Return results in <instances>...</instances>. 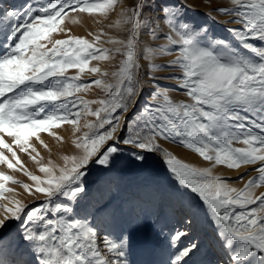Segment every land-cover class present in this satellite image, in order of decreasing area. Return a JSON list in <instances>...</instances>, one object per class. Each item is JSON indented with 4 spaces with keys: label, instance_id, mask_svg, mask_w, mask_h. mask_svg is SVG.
Here are the masks:
<instances>
[{
    "label": "snow or ice",
    "instance_id": "snow-or-ice-1",
    "mask_svg": "<svg viewBox=\"0 0 264 264\" xmlns=\"http://www.w3.org/2000/svg\"><path fill=\"white\" fill-rule=\"evenodd\" d=\"M116 3L117 0H44L38 7L28 4L22 9L0 10V133L12 138L9 144L0 136V148L15 160L13 163L0 152V164L24 171L34 186L22 184L23 189L30 195L46 197L45 202L27 209L20 200L5 195L14 192L7 184L19 181L0 172V200H8V204H0L4 213L0 227L10 218L19 220L24 239L34 246L37 264H126L122 259L126 257V240L118 243L105 239L111 258L105 256L95 230L86 221L73 218L72 203L83 191L78 183L84 175L82 169L94 156H98L97 163L107 164L109 157L119 151L115 144L104 146L117 139L121 127L120 116L114 114L128 112L133 98L139 96L134 70L139 67L137 36L146 4L140 0L121 13L123 19L117 24H130V34L127 40L107 41L119 47H98L103 32L94 35L92 41L76 36L51 39L52 33L67 31L61 25L70 11L106 15ZM231 4L233 7L215 10L233 17L232 22L240 25L229 29L238 46L218 39L202 44L203 30L180 23L176 11L161 9L169 27L164 38L168 45L179 47V54L167 65L150 67L177 69L180 75L175 78L189 100L174 102L166 90H153L151 99L155 103L146 104L137 113L134 123L138 130L123 143L152 152L163 151L157 139L172 140L210 162L212 168L238 170L245 165H259L254 169L257 175L237 189L226 178L214 175L212 168H197L164 153L179 183L210 209L229 252L230 264H264V193L257 196L253 191L264 185V0H231ZM151 35L158 38L156 29ZM160 51L170 52L171 48L161 46ZM112 53H121L124 59L118 71L112 73L115 83L109 84L102 79L108 73L89 65L92 60H109ZM145 59H149L147 54ZM69 69H77V75L67 76ZM85 71L102 78L82 83L80 74ZM93 84L104 88V99L85 101L76 96ZM91 104L100 107L93 110ZM81 105L84 115L96 117L95 122L85 124L90 132L74 141L82 154L64 156L65 166L59 168V175L51 161L39 167L44 178L28 172L13 145L27 153L32 147L31 137L39 140L40 132L55 136L50 130L63 123L80 131L81 112L76 109ZM237 143L245 147H235ZM37 156L39 153L31 158L39 164ZM61 196L68 203L57 202ZM185 235L175 233L173 243ZM194 248L191 245L177 251L172 264H184Z\"/></svg>",
    "mask_w": 264,
    "mask_h": 264
},
{
    "label": "rangeland",
    "instance_id": "rangeland-1",
    "mask_svg": "<svg viewBox=\"0 0 264 264\" xmlns=\"http://www.w3.org/2000/svg\"><path fill=\"white\" fill-rule=\"evenodd\" d=\"M139 2L140 0H117L114 8L106 15L85 13L88 16L86 21L87 30L83 33L77 31L81 25L79 17L76 16L79 11H70L61 25L67 31L52 33L51 39H67L69 36H76L92 41L94 35L103 32L104 35L101 36V40L97 45L98 47L109 49L119 47V45L111 44L107 41L109 38L127 40L130 34L128 30L131 25L124 23L118 25L117 22L122 21L121 13L123 11L135 7ZM42 3H44V0H0V10L22 9V7L28 4L38 7ZM144 3L146 7L142 13L141 27L138 32V43L136 46V60L139 67L134 70L139 96L133 98L128 112L114 114L120 116L121 127L116 133L117 139L115 141H108L104 147L106 148L109 145L115 144L119 151L109 157L107 164L97 163L98 156H94L88 165L82 169L84 175L78 183L83 188V191L77 195L76 201L72 203L74 209L73 218L86 221L95 230L98 245L104 242L105 239L118 243L126 240V257L122 258L126 261V264H172L176 252L191 245H195V248L190 253V256L186 257L184 264H222V257L226 258V254L229 257V252L223 246V241L218 234L217 227H207L198 221H194L193 225L188 226L190 223H186V225L182 220L174 218L173 205H176L177 201H179V194L188 192L186 191L187 187L182 186L175 174L170 170L164 153H171L182 162L190 164L175 151V149H179L195 155L210 168H212V164L203 160L194 151L172 140L157 139L156 143L163 151L148 152L133 145L124 144L123 139L138 130L134 123L137 113L146 104L155 103L151 99L153 90L157 88L166 90L174 102H188L189 100L184 95V90L179 87L180 80L175 78L180 75L177 69L164 68L155 70L150 67L152 64L167 65L179 54V47L168 45L167 40L164 38L163 34L169 31V27L167 20L163 18L165 14L161 11L162 8L166 7L171 11L178 12L180 23H187L199 30H203L201 31L202 44H207L213 39H218L238 46L229 29H238L240 25L232 22L233 17L215 10L218 7H233L231 0H214V4L210 0H144ZM69 15L73 16L74 24L68 22L67 17ZM2 27L3 25H0V28ZM152 29H156L158 38L154 39L152 37ZM0 35V41H2L3 36L2 34ZM42 43L51 47V44H48L47 41H42ZM161 46H167L171 48V51H160ZM148 49H151V52H148ZM0 53H3L2 47H0ZM146 54L149 56V59H145ZM122 59L124 57L121 53H112L109 60H92L89 65L90 67L98 66L101 72H106L108 75L102 78L99 74L85 71L80 74V82L88 84L95 79L102 78L105 83H115L112 73L118 71ZM66 75L69 77L76 76L77 69H69ZM106 95L107 93L104 88L94 84L87 90H81L76 93V96L85 101H98L104 99ZM90 107L95 110L100 105L91 104ZM76 111L81 112L79 120L80 131L75 132L72 125L63 123L60 127H54L50 130L56 134L55 136L50 135L48 132H40L38 133L39 140L36 137H31L29 143L32 147L29 148L27 153L21 152L19 148L13 145V149L28 172L44 178L45 174L39 171V167L40 165H48L51 161V164L56 166V175H59V168L65 166L64 156H78L82 154L81 150L75 147L74 141L77 137H82L85 132H90L85 127V124L90 121L95 122L96 117L84 115L82 105ZM108 127L106 125L105 129ZM105 129H98V131L103 132ZM0 136H3L5 142L12 143V138L6 134L0 133ZM57 136L63 137V139L59 140L56 138ZM64 143L69 144L67 151H62ZM234 146L245 147L241 143H237ZM32 148H35L34 152ZM103 151L104 149L102 148L101 152ZM0 152H3L15 163L11 153L6 149L0 148ZM37 153H39V156H37L39 164L31 158V156H36ZM138 156H142L144 159H137ZM258 166L245 165L238 170L228 169L225 166H216L212 168V171L214 175L226 178L232 187L241 189L251 177L257 175L254 169ZM0 172L10 175L19 181V183L15 184L9 182L7 187L14 189V192L6 194H10L15 199L20 200L27 206V209L46 201V197L43 194L30 195L23 189L22 184L34 186V182L24 174V171L9 169L7 165L0 164ZM241 175H243V179H239ZM177 189L179 192H177ZM172 190L176 192L174 193ZM253 191L254 195L257 196L264 193V185L255 188ZM149 196H151L153 202ZM147 199L148 201H146ZM57 202L68 203L62 196L58 198ZM198 202L200 205L203 204L202 207L205 205L202 203V200H198ZM11 206L9 204V207ZM203 209L208 208L205 205ZM207 212L209 214L210 209ZM200 217L197 216V219H200ZM3 218V210L0 209V219ZM179 221H181L180 225L182 228L180 225H177ZM177 232H185L186 237L184 236L185 238L183 237L178 242L173 243L172 237ZM200 233L207 234L203 242L204 246L201 245L202 247L198 242ZM190 238L191 240H189ZM103 245L101 246L102 248H104ZM205 245L209 247L206 248ZM101 247L100 250L102 249ZM210 251L211 253H209ZM101 252L111 258V254L109 253L110 255H108L106 247ZM10 259L18 260V264H23L21 260H29L28 262L37 264L34 246L24 239V229L21 222L11 218L5 221L3 227H0V264H17V262L13 263L12 261L6 263Z\"/></svg>",
    "mask_w": 264,
    "mask_h": 264
},
{
    "label": "bare ground",
    "instance_id": "bare-ground-1",
    "mask_svg": "<svg viewBox=\"0 0 264 264\" xmlns=\"http://www.w3.org/2000/svg\"><path fill=\"white\" fill-rule=\"evenodd\" d=\"M210 1H212L213 2V4H214V0H210ZM217 1V0H216ZM23 8V7H22ZM6 9V8H5ZM76 16H78L79 17V19H80V27L77 29V31H80V32H85L86 30H87V27H86V21H87V18H88V16H87V14H85V13H82V12H77V14H76ZM75 16V17H76ZM67 20H68V22L69 23H71V24H74L75 23V21L73 20V16L72 15H69L68 17H67ZM72 30H73V28H71ZM1 36V35H0ZM1 38V37H0ZM131 113V112H130ZM69 139V138H68ZM68 146H69V144L68 143H64V146H63V149H62V151H67V149H68ZM40 147V146H39ZM40 149L41 150H43V148L42 147H40ZM175 151H177L178 153H179V156L180 157H182V159H184L185 161H187V162H189L190 164L192 163V165L193 166H195V167H197V168H205V167H208V168H210L208 165H206L204 162H201L195 155H193V154H189V153H186V152H184V151H181V150H179V149H175ZM177 188H178V186H177ZM176 189V188H175ZM178 190V189H177ZM181 190V189H180ZM174 191V193L176 192L175 190H172V192ZM186 191L188 192V193H186V192H184V193H182V194H179V201H177V204L176 205H173L174 206V215H175V217L174 218H176V219H180V220H182V222H185V224L186 223H190L188 226H191V224L194 222V221H198V222H201V223H203L205 226H211V227H216V224H215V222H214V219H213V217H212V215H211V212H209V214H208V212H207V210H209V209H203L204 208V206L202 207V205H200L199 204V202H198V200H201L196 194H194L191 190L190 191H188V188L186 189ZM177 192H179V190L177 191ZM178 195V194H177ZM6 196H8V197H10V198H12L13 196H11L10 194H6ZM144 196V195H143ZM142 196V197H143ZM150 198H151V196H149ZM170 198V197H169ZM152 199V198H151ZM177 199V198H176ZM146 201H148V199L146 200ZM152 202H153V199H152ZM154 202H155V200H154ZM176 202V201H175ZM1 204H8V200H1V202H0ZM203 203V202H202ZM146 204V203H145ZM102 208V207H101ZM208 208V207H207ZM98 210V209H97ZM100 210H102V209H100ZM106 210H107V208H106ZM99 211V210H98ZM207 213H206V212ZM107 212V211H106ZM106 212H104V213H106ZM103 213V214H104ZM171 213V212H170ZM99 215V214H98ZM97 215V216H98ZM197 216H201L200 217V219H197ZM176 221V220H175ZM181 224V221H179L178 223H177V225H180ZM194 224V223H193ZM192 224V225H193ZM175 225V224H174ZM187 225V224H186ZM185 225V226H186ZM176 227V226H175ZM174 227V228H175ZM180 227H181V225H180ZM202 227V226H201ZM204 227V226H203ZM100 228V227H99ZM182 228V227H181ZM205 228V227H204ZM179 229V228H178ZM178 229H177V231H178ZM180 230V229H179ZM181 230H183V229H181ZM192 230V229H191ZM191 230H189V231H191ZM202 231V230H201ZM205 231V230H204ZM203 231V232H204ZM211 231V230H210ZM196 233H197V231H195ZM199 232V231H198ZM216 232V231H215ZM190 233V232H189ZM207 233V232H206ZM188 234V233H187ZM194 235V234H193ZM212 235H213V233H212ZM104 237H106L105 235H104ZM186 237V236H185ZM184 237V238H185ZM187 237H189V236H187ZM207 237V234H204V233H200L199 234V238H198V242L200 243L199 245L201 246H204L203 244V242L205 241V238ZM183 238V237H182ZM181 238V239H182ZM192 238V237H191ZM191 238L189 239V240H191ZM210 238V237H209ZM214 238V237H213ZM103 239V238H102ZM194 239H195V237H194ZM193 239V240H194ZM215 239V238H214ZM214 239H213V242H214ZM100 240V239H99ZM184 240V239H183ZM194 241H196V240H194ZM188 242V241H187ZM104 244V242H102V243H99V248L102 246ZM196 244V243H195ZM206 244V243H205ZM208 245V244H207ZM221 245V244H220ZM199 246V247H200ZM201 246V247H202ZM103 247L104 248H102L101 250H105V245H103ZM205 247L206 248H208L206 245H205ZM205 247H203L204 249H205ZM218 247V246H217ZM196 249H197V247H196ZM195 249V250H196ZM107 250V249H106ZM194 250V249H193ZM215 250V249H214ZM212 251V250H211ZM211 251L209 252V253H211ZM228 251V250H227ZM226 251V252H227ZM201 252V251H200ZM204 252V251H203ZM222 252V251H221ZM107 253V252H106ZM194 253V252H193ZM192 253V254H193ZM216 253V252H215ZM197 254V253H196ZM201 255H202V253H200ZM207 254V253H206ZM108 255H110L109 253H108ZM111 256V255H110ZM190 256V255H189ZM223 256V255H222ZM226 256V258H224V257H222V264H230V260H228L229 259V257L227 256V254L225 255ZM202 257V256H201ZM217 257V256H216ZM215 257V258H216ZM191 258V257H190ZM194 258V257H193ZM207 258V257H206ZM214 258V257H213ZM22 259H23V257H22ZM24 259H25V256H24ZM186 259V258H185ZM187 260H189V259H187ZM193 260H195V259H193ZM213 260H215V259H213ZM17 262L18 260H16V259H10V260H8V261H6V263H9V262ZM29 261V260H28ZM28 261H22L21 260V262H23V264H33V263H31V262H28ZM36 261V260H35ZM190 261V260H189ZM217 261V260H216ZM34 262V261H33ZM191 262H192V260H191ZM219 262H221V261H219ZM17 264H18V262H17ZM35 264V263H34ZM213 264V263H212Z\"/></svg>",
    "mask_w": 264,
    "mask_h": 264
}]
</instances>
